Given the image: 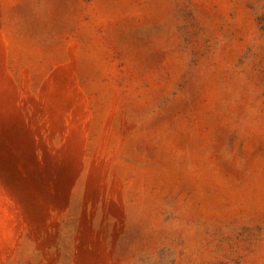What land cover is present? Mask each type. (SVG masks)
I'll return each instance as SVG.
<instances>
[{
  "label": "rangeland",
  "instance_id": "1",
  "mask_svg": "<svg viewBox=\"0 0 264 264\" xmlns=\"http://www.w3.org/2000/svg\"><path fill=\"white\" fill-rule=\"evenodd\" d=\"M0 264H264V0H0Z\"/></svg>",
  "mask_w": 264,
  "mask_h": 264
}]
</instances>
